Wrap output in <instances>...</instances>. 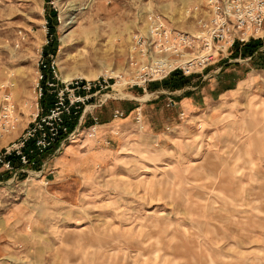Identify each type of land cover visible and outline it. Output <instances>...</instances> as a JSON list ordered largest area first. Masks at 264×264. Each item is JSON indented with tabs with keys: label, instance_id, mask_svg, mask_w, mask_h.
Instances as JSON below:
<instances>
[{
	"label": "rangeland",
	"instance_id": "374dc122",
	"mask_svg": "<svg viewBox=\"0 0 264 264\" xmlns=\"http://www.w3.org/2000/svg\"><path fill=\"white\" fill-rule=\"evenodd\" d=\"M200 3L0 0V155L43 105L41 52L62 79L118 76L151 12L192 31ZM257 38L179 87L114 84L74 135L15 161L0 176V264H264V27Z\"/></svg>",
	"mask_w": 264,
	"mask_h": 264
},
{
	"label": "built area",
	"instance_id": "2783aa9c",
	"mask_svg": "<svg viewBox=\"0 0 264 264\" xmlns=\"http://www.w3.org/2000/svg\"><path fill=\"white\" fill-rule=\"evenodd\" d=\"M196 9L197 25L192 31L177 28L161 14L151 12L147 17L146 30L134 34L126 56V67L118 76L101 74L94 78L74 76L62 79L50 58L52 54L50 60H45L41 52L37 58L36 93L42 97V69L50 68L51 79L47 78L45 85L53 87L54 101L47 108L37 106L27 125L34 127L24 133L18 145L14 144L0 155V165L4 170L13 168V162L7 157L10 154L16 155L26 165L31 162L33 150L43 152L60 140L62 134L74 135L78 126H82L86 109L106 101L112 95L110 90L114 84H138L145 89V83L161 80L175 70L184 75L197 73L227 55L234 44L242 45L258 37L264 27V0H201ZM169 101L174 103L171 97ZM89 113V126H98L97 116ZM73 114H76V122L69 129L67 119H71ZM121 116L123 112L115 109L113 117ZM28 138L33 144L27 150L24 142Z\"/></svg>",
	"mask_w": 264,
	"mask_h": 264
},
{
	"label": "trees",
	"instance_id": "16d2710c",
	"mask_svg": "<svg viewBox=\"0 0 264 264\" xmlns=\"http://www.w3.org/2000/svg\"><path fill=\"white\" fill-rule=\"evenodd\" d=\"M257 43H260V40L258 38L257 39L251 38L247 42L243 43L241 45V47L238 45V43H236V44H234V46L232 48V51H231L232 55L236 56V54L238 52H240V55H244L247 53L251 54L253 48L256 46ZM191 75L192 74L184 75L180 71L175 70V71L171 72L166 78L163 79L162 84H163V86H166V87L171 88V89L174 87H179V86H182L183 84H185L186 82H189ZM157 83H158L157 81L148 82L146 85L147 90H154L155 89L154 86ZM140 92H142V91H140ZM53 99H54V93H48L46 88H45L44 93H43L42 97L40 98V102L43 104V106H45L47 108L48 106H50L53 103V101H54ZM136 105H137V103L133 104L132 107H135ZM89 122H91L90 118L86 122V124ZM68 125H69L68 128L71 129L73 127L74 123L69 121ZM32 144H33L32 139L29 140L28 142H26L25 149L30 148L32 146ZM49 149H50V147L48 149L44 150L43 152H38L35 150V151H33V153L32 152L30 153V157L34 158L35 161H39V159L41 160L46 155V153L49 152ZM7 157L10 158L13 163L15 161L19 160L18 157L14 154H10ZM8 172H9L8 170H3L0 172V176H2L5 173L9 174Z\"/></svg>",
	"mask_w": 264,
	"mask_h": 264
},
{
	"label": "crops",
	"instance_id": "0c3cea01",
	"mask_svg": "<svg viewBox=\"0 0 264 264\" xmlns=\"http://www.w3.org/2000/svg\"><path fill=\"white\" fill-rule=\"evenodd\" d=\"M116 120V119H115ZM109 122H103L99 123L98 126H111V124H108Z\"/></svg>",
	"mask_w": 264,
	"mask_h": 264
},
{
	"label": "bare ground",
	"instance_id": "6f19581e",
	"mask_svg": "<svg viewBox=\"0 0 264 264\" xmlns=\"http://www.w3.org/2000/svg\"><path fill=\"white\" fill-rule=\"evenodd\" d=\"M65 79V78H64Z\"/></svg>",
	"mask_w": 264,
	"mask_h": 264
}]
</instances>
